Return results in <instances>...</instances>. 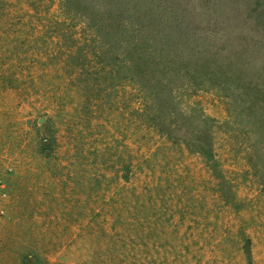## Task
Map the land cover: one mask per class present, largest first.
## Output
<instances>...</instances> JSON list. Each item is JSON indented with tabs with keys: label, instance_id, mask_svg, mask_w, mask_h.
<instances>
[{
	"label": "rangeland",
	"instance_id": "rangeland-1",
	"mask_svg": "<svg viewBox=\"0 0 264 264\" xmlns=\"http://www.w3.org/2000/svg\"><path fill=\"white\" fill-rule=\"evenodd\" d=\"M0 264H264V0H0Z\"/></svg>",
	"mask_w": 264,
	"mask_h": 264
}]
</instances>
